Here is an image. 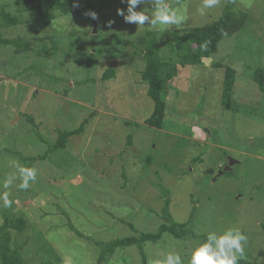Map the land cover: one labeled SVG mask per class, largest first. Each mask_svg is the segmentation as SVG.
<instances>
[{
    "label": "rangeland",
    "instance_id": "374dc122",
    "mask_svg": "<svg viewBox=\"0 0 264 264\" xmlns=\"http://www.w3.org/2000/svg\"><path fill=\"white\" fill-rule=\"evenodd\" d=\"M234 1L251 15L246 26L226 36L201 64L178 68L161 128L145 122L154 104L141 76L143 54L133 43L150 31L208 25L228 0L204 15L198 11L202 0H168L186 8L187 19L163 32L125 23L117 15V8L126 9L121 0L94 10L96 20L86 12L56 13L42 28L0 26V37H21L31 49L0 44V185L18 175L16 164L37 173L27 190L13 181L11 207L0 202V226L11 208L16 222L8 225V242L27 264L41 262L37 251L44 241L60 256L59 264H98L95 240L155 232L168 197L177 221L194 213L197 233L241 228L248 236L242 260L264 264V92L252 80L255 68L264 65V0ZM72 2V8L88 2L97 7L99 0ZM1 6L21 14L13 0H0ZM52 36L58 49L43 50L52 47ZM227 66L236 69L233 109L221 102ZM109 68L115 76L102 80ZM85 119L84 131L65 148L47 152L60 131L76 129ZM200 240L166 233L144 248L150 264L169 251L180 252L188 264ZM105 264H141V256L136 246L117 248Z\"/></svg>",
    "mask_w": 264,
    "mask_h": 264
},
{
    "label": "trees",
    "instance_id": "16d2710c",
    "mask_svg": "<svg viewBox=\"0 0 264 264\" xmlns=\"http://www.w3.org/2000/svg\"><path fill=\"white\" fill-rule=\"evenodd\" d=\"M18 5L21 14L16 15L7 10L4 6L0 7V26L11 27L20 24H33L35 28H42L50 24L51 19L56 13L63 15L80 14L94 10H104L113 6V0H99L98 6L94 7L92 3L78 5L72 8V0H13ZM126 7V4L123 5ZM27 13L26 17L23 14ZM251 15L248 11L237 10L235 1L228 0L224 10L218 19L208 25L192 26L180 29H172L165 33L159 31H150L145 36L140 37L133 44L136 45L143 54L145 66L141 71L142 80L147 84V94L153 101V110L145 122L156 128L163 126L168 113V104L166 95L170 81L178 74V68L186 65L201 64L203 58L209 57L218 50L219 43L229 35H232L246 25ZM98 35H94L96 39ZM52 47H43L45 51L57 50L54 37H51ZM0 44L13 45L19 50H31L27 41L21 37L2 38ZM139 44V45H138ZM206 45V47H205ZM114 68L107 69L101 79L107 80L115 76ZM236 79V69L231 66L225 68V77L222 88V105L227 109L235 107L234 85ZM258 87L264 92V65L255 68L252 79ZM27 120L36 130L39 126L31 115H25ZM88 120L85 119L78 128L72 130H63L59 132L58 140L48 145L47 152H54L60 148H65L69 138L84 131ZM41 137V135L38 133ZM132 144V135L128 136L127 146ZM200 159V158H199ZM228 173V172H227ZM162 194L168 197L166 189H162ZM193 214L186 221H177L174 219L170 210L169 197L165 200L162 207L161 217L163 222L158 226L155 232H141L138 236H126L113 238L108 241L95 240L99 246L97 257L98 264H105L108 257L113 255L117 248L136 246L141 256V264H150L147 258L144 245L147 242L158 243L164 234L168 233L177 239L199 238L203 239V233H197L193 228ZM5 221L0 226V264H27L22 253L14 250L10 246L8 225L16 222V217L8 208L4 211ZM129 225L132 230H136L133 223L122 220ZM69 227L79 236L85 235L78 231L70 222ZM41 254V262L32 264H59L60 256L54 248L44 241L38 248ZM46 252L45 255H42ZM240 263H246L241 260Z\"/></svg>",
    "mask_w": 264,
    "mask_h": 264
},
{
    "label": "clouds",
    "instance_id": "9594fccd",
    "mask_svg": "<svg viewBox=\"0 0 264 264\" xmlns=\"http://www.w3.org/2000/svg\"><path fill=\"white\" fill-rule=\"evenodd\" d=\"M126 4V9L117 8V15L124 19L125 23L134 24L137 28L148 26L159 28L161 32L171 26L179 28L187 19L185 14L187 9L181 11L180 7H172L168 0H121ZM219 0H202L201 7L198 9L200 15L205 14V10L215 7ZM148 6L150 13L142 10L141 6ZM78 6V5H74ZM139 9V10H138ZM89 18L96 20L98 14L95 11L85 13ZM112 21H109V25ZM206 47V45H205ZM18 175L7 176L0 191V202L3 207H11L13 200L10 199L13 181L19 179L17 187L20 190H27L31 182L36 180V169L33 167L15 165ZM248 236L239 227H229L223 230H210L202 240H200L191 250L188 264H240L245 258V245ZM152 264H184L180 252L169 251L161 259L155 260Z\"/></svg>",
    "mask_w": 264,
    "mask_h": 264
},
{
    "label": "water",
    "instance_id": "95a60500",
    "mask_svg": "<svg viewBox=\"0 0 264 264\" xmlns=\"http://www.w3.org/2000/svg\"><path fill=\"white\" fill-rule=\"evenodd\" d=\"M232 163V162H231Z\"/></svg>",
    "mask_w": 264,
    "mask_h": 264
}]
</instances>
